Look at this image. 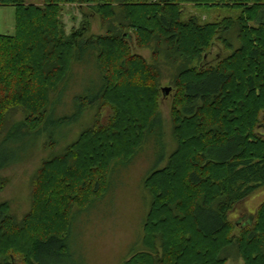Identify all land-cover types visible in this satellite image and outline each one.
I'll use <instances>...</instances> for the list:
<instances>
[{
    "label": "trees",
    "instance_id": "1",
    "mask_svg": "<svg viewBox=\"0 0 264 264\" xmlns=\"http://www.w3.org/2000/svg\"><path fill=\"white\" fill-rule=\"evenodd\" d=\"M65 5L83 17L69 34ZM0 6L15 11L14 35H0V138L12 111L22 112L17 128L28 137L43 131L51 97L84 54L100 75L93 98H79L80 112L97 109L92 125L41 162L30 180L29 211L17 221L0 204V264L67 256L73 211L102 199L113 165L130 162L154 135L166 62L174 70L176 146L143 180L145 251L124 264H225L231 247L243 264H264V202L238 235L228 220L236 205L264 188V136L257 132L264 128V0H0ZM91 16L105 24V34L89 33ZM130 35L137 46L153 47L152 63L132 52ZM213 43L228 53L206 66Z\"/></svg>",
    "mask_w": 264,
    "mask_h": 264
},
{
    "label": "rangeland",
    "instance_id": "2",
    "mask_svg": "<svg viewBox=\"0 0 264 264\" xmlns=\"http://www.w3.org/2000/svg\"><path fill=\"white\" fill-rule=\"evenodd\" d=\"M25 3L41 5L42 0H25ZM186 8L192 14H202L201 19L207 20V13L191 6ZM212 14L214 13L211 12ZM14 18L13 7L0 6V35H14ZM61 18L66 34L78 29L83 19L75 5H65ZM89 21L90 34H105V24L98 16H91ZM128 45L134 54L141 56L148 63L153 62V47L137 46L133 35H130ZM227 53L221 44L213 43L204 55L203 63L206 66L214 65ZM80 58L73 63L61 93L51 97L48 122L43 131L36 133L35 137H28L24 131L17 128L23 119L22 112L12 111L9 117L10 126L1 135L0 143L13 133L10 140L0 144V165H10V168L0 171V204H6L9 207V215L17 221H21L30 209V180L41 162L72 143L82 130L92 125L97 113V109L92 107L84 112L79 111V98L85 97L90 101L100 85V75L90 56L84 54ZM160 71L158 87L161 120L156 124L154 135L146 137L130 162H117L113 165L108 177V193L102 199L94 201L84 212L73 211L66 241L67 256L46 258L41 264H124L135 253L145 251L141 238L149 196L143 188V180L152 170L164 165V156L170 154L176 146L170 118L174 95L170 82L174 70L166 62L161 64ZM163 88L170 89L167 96H163ZM107 113L108 111H103L102 123L106 122ZM60 118H66L68 121L58 125ZM257 132L264 136L263 127ZM46 141L56 143V147L46 146ZM263 202L264 188L236 205L228 216L233 226L231 235L239 234V227L253 219ZM236 223L240 225L235 226ZM231 248L226 253L225 264H243L236 248ZM16 263L23 264L19 257Z\"/></svg>",
    "mask_w": 264,
    "mask_h": 264
},
{
    "label": "water",
    "instance_id": "3",
    "mask_svg": "<svg viewBox=\"0 0 264 264\" xmlns=\"http://www.w3.org/2000/svg\"><path fill=\"white\" fill-rule=\"evenodd\" d=\"M169 92H170V89L169 88H163L162 89L163 96H167Z\"/></svg>",
    "mask_w": 264,
    "mask_h": 264
}]
</instances>
